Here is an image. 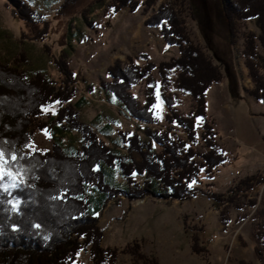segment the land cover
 <instances>
[{"label": "trees", "instance_id": "1", "mask_svg": "<svg viewBox=\"0 0 264 264\" xmlns=\"http://www.w3.org/2000/svg\"><path fill=\"white\" fill-rule=\"evenodd\" d=\"M5 1L27 26L42 27L35 35L42 41L48 29L43 16L24 0ZM82 1L63 0L60 9L74 8ZM104 2L91 0V10ZM155 2L111 0L114 13H134L140 7L144 15L151 13L145 26L159 29L165 44L179 53L158 65L142 55L143 65L127 57L108 68L110 80L101 88L122 112L143 126L141 135L119 133V146L107 145L81 121L86 100L80 97L74 102L79 89L66 59L53 60L59 83L40 71L28 73L0 63V148L24 157L20 165L26 170L17 177V182L23 181L18 187H11L13 181L8 177L0 181V264H75L81 253L89 254L93 264H115L120 250L102 247L103 231L98 225L110 201L123 197L132 202L146 196L165 202L190 201L199 192L195 186L201 175H213L225 162L213 123L206 116V92L221 82L222 73L192 42L172 6L163 3L155 10ZM221 4L232 41L237 22L257 19L259 33L248 31L242 36V57L253 84L249 94L264 103V0H221ZM87 14L84 10L83 19ZM155 70L159 82L153 77ZM140 83L145 85L143 105L131 93ZM168 90L175 96H190L193 105L188 115L179 114L175 96L165 94ZM158 92L167 109L165 121L173 128L155 127L158 120L153 105H157ZM52 106H57L55 114L43 120L44 111ZM197 121L202 122L200 128ZM45 130L54 137L73 134L77 142L68 145L58 138L50 151L27 153L34 134ZM199 144L205 152L196 149ZM263 184L264 173L256 172L235 182L225 194L209 196L217 208H223L224 226L229 207L254 211L250 219L255 227L257 264H264V192L263 203L257 199ZM191 240L193 253H207L205 247H198L196 236ZM124 251L142 264H158L141 254L136 243Z\"/></svg>", "mask_w": 264, "mask_h": 264}, {"label": "rangeland", "instance_id": "2", "mask_svg": "<svg viewBox=\"0 0 264 264\" xmlns=\"http://www.w3.org/2000/svg\"><path fill=\"white\" fill-rule=\"evenodd\" d=\"M24 1L43 16L48 24L47 33L42 41L35 39L42 27L27 26L13 15L11 4L0 0V63L28 73L40 71L59 83L61 77L53 60L66 59L79 89L74 102L80 97L86 100L80 110L81 121L110 146L120 145L121 132L141 135L143 126L122 112L117 101L100 85L110 80L108 68L117 61L125 62L127 57L136 58L140 65L144 64L142 55L155 65L178 57V49L165 44L159 29L145 26L151 13L144 15L142 7L134 13H114L111 0L93 10L91 0H83L68 10L60 9L63 0ZM163 3L172 6L192 42L222 73L221 82L211 85L206 92V112L226 160L213 175H201L195 186L199 192L190 201L165 202L147 196L132 202L123 197L110 201L98 219L103 231L102 247L120 250L115 264H142L124 251L133 243L139 246L141 254L158 264H257L255 227L250 219L254 211L229 207L228 224L224 226L220 215L223 208H217L209 197L212 193L225 194L246 176L264 173V103L249 94L253 84L242 57V36L248 31L259 33L257 19L237 22L232 41L221 0H156L154 9ZM84 10L88 11L86 19L82 16ZM153 77L159 82L157 70ZM87 88L92 92L88 93ZM144 92V83L131 89L142 105ZM160 94L157 93L155 127L173 128L165 121L167 109ZM165 94L174 92L168 90ZM175 100L179 114L188 115L193 105L190 96L177 93ZM56 110L57 106L46 108L43 120ZM197 124L202 126L201 121ZM58 138L68 145L77 142L73 134L54 137L37 131L26 152L50 151ZM196 149L205 152L203 144ZM257 152L261 154L255 162ZM263 192L264 184L257 198L259 203H263ZM213 235L216 239L209 242ZM193 236L197 237L198 247H205L207 253L192 252ZM88 256L81 253L75 264H93Z\"/></svg>", "mask_w": 264, "mask_h": 264}, {"label": "snow or ice", "instance_id": "3", "mask_svg": "<svg viewBox=\"0 0 264 264\" xmlns=\"http://www.w3.org/2000/svg\"><path fill=\"white\" fill-rule=\"evenodd\" d=\"M57 103H59L57 101ZM155 108L156 105H153ZM53 114H55L53 112ZM45 134L47 132L45 130ZM24 157L18 156L16 153L8 154L3 148H0V181L4 179V177H8L13 181L11 183V187H18L19 183L23 182L22 178L19 182H17V177H22L23 173L26 171L22 165H20V161L23 160ZM195 183V181H193ZM192 185L190 184L189 187ZM15 207V205H14Z\"/></svg>", "mask_w": 264, "mask_h": 264}, {"label": "crops", "instance_id": "4", "mask_svg": "<svg viewBox=\"0 0 264 264\" xmlns=\"http://www.w3.org/2000/svg\"><path fill=\"white\" fill-rule=\"evenodd\" d=\"M251 98H253V97H251ZM254 99V98H253ZM255 100V99H254ZM255 101H257V100H255ZM206 114H207V112H206ZM206 116H208V115H206ZM215 130V129H214ZM216 132V131H215ZM217 133V132H216ZM219 144V143H218ZM257 154H258V157L257 156H255V157H253V161H255V162H257V159H259V156H260V152H257ZM258 163H260V162H258ZM250 164H252V163H250ZM249 169H250V165H249Z\"/></svg>", "mask_w": 264, "mask_h": 264}, {"label": "built area", "instance_id": "5", "mask_svg": "<svg viewBox=\"0 0 264 264\" xmlns=\"http://www.w3.org/2000/svg\"><path fill=\"white\" fill-rule=\"evenodd\" d=\"M233 174L234 173H231L232 176H233ZM215 239H216V237L213 235V236L210 237L209 242H214Z\"/></svg>", "mask_w": 264, "mask_h": 264}]
</instances>
